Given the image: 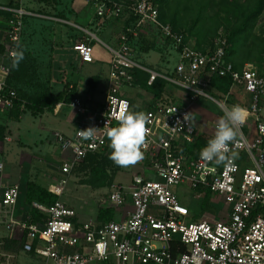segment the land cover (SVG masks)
<instances>
[{
  "label": "built area",
  "instance_id": "1",
  "mask_svg": "<svg viewBox=\"0 0 264 264\" xmlns=\"http://www.w3.org/2000/svg\"><path fill=\"white\" fill-rule=\"evenodd\" d=\"M15 1V6H0L11 14L0 30V107L7 110L19 99L9 83L10 53L23 43L26 19L43 16L26 8L24 0ZM88 1L100 18L116 19L129 12L136 20L120 32L116 46L107 44L112 57L106 100L95 104L89 96L75 97L71 102L78 116L74 133H54L63 153L61 176L48 189L58 199L49 206L33 202L45 219L32 222L29 212L20 216V185L5 184L0 178V223L8 226V238L21 242L23 252L55 264H264V67L247 64L237 69L227 60L226 38H218L207 51L186 42L182 33L160 20L156 0ZM144 26L153 27L164 42L170 40L178 55L173 68L159 71L137 55L134 40ZM85 31L74 49L83 63H92L95 35ZM138 70L149 73V84L161 78L166 81L165 91L177 86L187 97L156 99L143 110L148 116L144 158L131 165V185L114 183L107 197L121 218L83 221L62 197L71 176L90 154L111 149L106 129L115 126L120 111L125 106L135 110L126 91L137 86ZM226 76L232 79V87L223 95L212 81ZM237 89L251 97L238 103L249 111L245 124L237 125L242 139L233 150L238 159L215 166L200 159L199 143L204 134H214L218 121L209 131L198 128L191 106L210 99L218 104L221 118L234 104L230 98ZM185 114L191 115V122ZM88 127L97 128L94 141L80 135ZM3 168L0 163V172ZM209 196L218 197L223 208L217 211ZM204 207L210 210L198 216L197 208ZM3 244L0 240V256Z\"/></svg>",
  "mask_w": 264,
  "mask_h": 264
},
{
  "label": "rangeland",
  "instance_id": "2",
  "mask_svg": "<svg viewBox=\"0 0 264 264\" xmlns=\"http://www.w3.org/2000/svg\"><path fill=\"white\" fill-rule=\"evenodd\" d=\"M15 2V0H0V6H15ZM88 4L91 5V2L88 0H24V6L26 8L43 15L36 19L29 18L25 22L26 27L23 42L24 44L28 43L29 46L32 45L31 48L35 50L36 53L38 50L44 52V49H47V53H49L52 50V47H57L60 43L67 44L71 43L72 40L75 42L84 39L85 30H89L95 35L94 41L96 46L95 61L82 65L80 62H77L76 72L69 70L67 73L62 66L60 67L59 73H57L58 75L53 76L51 73L52 75L50 77V70L53 71V65L50 68L47 63L48 57H46V64L44 66L36 64V77L33 80L34 84L33 86H30L29 84L26 92L30 91L32 93H37L39 92V89L41 90L46 86L53 88L51 87L52 84L53 86L56 83L59 85V75H61L63 79H73L72 76L75 78L82 76L84 78L82 84L86 90L90 91L93 87L94 78L96 76L99 75L102 79H105L108 76L111 62L110 57L112 56L110 55L111 51L107 47V44L116 46L114 40L117 39L118 35L123 30L125 23L128 21L131 25L135 20H131L132 18L129 12H125V15L119 20L100 18L94 13V10L90 8L91 6L89 7ZM45 13L59 17V20H61V18L72 20V23L74 24L72 26V24L69 23L48 21L49 18L45 16ZM0 15L2 16L0 18L2 19L1 22H3V24L0 25V29H4L7 20L11 15L9 16L4 13H0ZM95 25L100 27V29L94 27ZM256 30L257 34L264 36V13L260 17ZM155 32L147 26L143 33L134 40V49L136 50L137 55L140 56V59L144 58L147 60L145 61L142 59V61L152 64L160 70L168 71L176 65L178 55L174 52L173 48L166 45L163 40L159 39ZM0 36L3 37V32H0ZM60 37L62 39L67 38L68 41H60ZM252 41L253 39L251 42ZM240 47L241 51L245 49L241 44ZM170 51L172 52L173 57L170 56ZM251 55L255 58L257 53L253 52ZM39 61H41V59ZM65 72L66 75H64ZM65 86L66 84L64 87ZM103 86L104 84H101L99 86L100 89L94 92V95L97 98L102 97L101 88H103ZM62 87L63 85H61V88ZM173 89L174 97H187V92L180 87L174 86ZM54 91H60L59 87L56 86ZM139 91V87L135 86L131 89V94L142 96ZM210 93L216 95L213 92ZM145 97V100H152L153 98L149 97L147 94ZM246 98L248 100L251 99L250 95H246ZM147 102L148 101H146L145 106L148 105ZM23 110L24 112L22 115L17 116L12 114L11 111L0 107V125H4L7 128V133L10 134L9 139L5 140L4 152H0V161H6L5 172L10 173L12 176H17L19 179L17 184H20L21 191L24 194L28 181L32 180L33 182H38L39 184L42 183L48 186V183L56 181L59 178L60 174L58 167L62 151L58 148L53 134L58 130V127L52 126V131L46 135L43 130L45 117H43L42 114H35L27 108H23ZM191 110L193 112V119L196 125L198 124V128L206 131H209L214 121L220 119L218 117L220 113L219 106L216 102L210 99H200L197 103L191 106ZM110 153L111 149L107 151V154ZM132 170L131 166L123 167V169L117 173L115 183L131 185ZM88 178V170H82L81 167L78 168V170H76L71 176L66 191L74 204L78 207H82V210L89 214L91 213L90 209L94 211L96 208H99V205L102 202L101 200L108 197L111 187L97 190L87 183H84ZM208 199H213L217 211L223 208L224 203L220 201L218 197L209 196ZM22 208L28 210V207L24 204H22ZM206 210H210V208H197L199 213L198 216H201ZM92 213L94 214V212ZM8 236V226L6 224H0V240L5 242L2 246L0 264H55L52 260L46 261L43 258L23 252L21 242H19L17 246H11L9 249L6 241L9 240Z\"/></svg>",
  "mask_w": 264,
  "mask_h": 264
},
{
  "label": "trees",
  "instance_id": "3",
  "mask_svg": "<svg viewBox=\"0 0 264 264\" xmlns=\"http://www.w3.org/2000/svg\"><path fill=\"white\" fill-rule=\"evenodd\" d=\"M156 2L159 6L160 20L163 23L170 24L174 31L182 33L186 42H193L197 48L207 51V49L215 47L218 38H226L228 42L227 60L232 62L228 58L231 46L235 44L238 48V45L241 44L243 46L253 39L250 45V52L257 53L256 57L259 60L257 65L264 67V36L257 34L256 31L260 17L264 13V0H156ZM0 13L11 15L9 12L2 10ZM121 18H116V20ZM131 18V20H136L134 15H131ZM129 25V22H127L123 30ZM143 28L145 29V26ZM149 28L155 32L153 27L150 26ZM155 33L158 36V33ZM169 42L170 40H167L165 42L166 45L169 46ZM22 46L25 50V59L18 68H13L9 80L10 85L17 90L19 97L16 100L15 107L11 110L12 114L22 115L24 104L25 108L35 114H43L46 111L51 112L55 110L57 104L62 102L70 104L75 97L79 96L76 87H70V84H67L64 90L58 93L53 92L52 88L48 86H43L44 88L39 89L37 93L26 92L24 84L21 83L27 82L33 85L34 83L30 82V80L35 79L37 67L33 64V60L30 58L31 55L26 50L24 42ZM234 66L239 70L244 68H238L235 64ZM49 76L51 77V74ZM149 78V73L138 70L136 73V85L150 91L158 99L164 98L166 81L159 78L154 83L149 84ZM97 80L99 78L96 76L94 81L96 82ZM212 83L214 88L223 95H227L232 87V79L229 76L215 77ZM93 86L92 90L96 87L95 83H93ZM236 100L233 96L230 98V101L234 104L240 102ZM6 135L7 128L4 125H0V140L5 139ZM209 138L210 136L206 134L201 137L199 143L201 149L206 145ZM109 155L107 151L90 154L78 167L89 172V178L84 183L95 189L112 187L117 173L123 167L116 165L109 158ZM25 194L26 202L30 205L28 212L31 215L32 222L43 220L46 217L42 211L33 207L34 201L49 206L58 199V196L50 192L48 187L33 181L27 183ZM100 218L103 221L114 219L113 210L101 208ZM6 241L9 249L19 243L11 239ZM32 255L34 254L32 253Z\"/></svg>",
  "mask_w": 264,
  "mask_h": 264
},
{
  "label": "crops",
  "instance_id": "4",
  "mask_svg": "<svg viewBox=\"0 0 264 264\" xmlns=\"http://www.w3.org/2000/svg\"><path fill=\"white\" fill-rule=\"evenodd\" d=\"M88 6L90 7L91 5L90 4H88ZM90 8H92V6L90 7ZM93 9V8H92ZM0 11H1V9H0ZM3 11V10H2ZM5 11V10H4ZM45 15L46 16H48L49 15V19H48V21H53V22H57V23H69V24H72V26H73V24L74 23H72V20H66V19H63V18H61V20H59L58 18L59 17H56V16H53L52 14H47V13H45ZM2 16L0 15V18H1ZM36 18H38V17H35V19ZM55 18H57V19H55ZM53 19V20H52ZM2 21V19H0V25L1 24H3V22H1ZM65 21V22H64ZM128 22V21H127ZM127 22L125 23V24H127ZM75 26V25H74ZM94 27H97V28H99L100 29V27H98V26H94ZM258 27V26H257ZM1 29H3V28H1ZM0 29V30H1ZM257 29V28H256ZM257 31V30H256ZM60 39V41H68L67 40V38H59ZM252 40V39H251ZM251 40L249 41V43H247V44H245V45H243L244 46V50L243 51H241V48H240V45L238 46V48H237V46L235 45V44H233L231 47V49H230V51H229V54H228V58L238 67V68H243V67H245L247 64H255V65H257L258 63H259V60L257 59V57H253L252 55H251V53L252 52H250V49H251V47H250V45H251ZM115 41V43L117 42V39L116 40H114ZM76 42V41H75ZM75 42L72 40V42L71 43H60V45L59 46H57V47H52V50L49 52V53H47V49L45 50L44 49V52L43 51H37V53L35 52V50H33L32 48H31V46L32 45H28V43H25L24 45H25V48H26V50L29 52V54L31 55L30 56V58L33 60L32 62H33V64H38V65H42V66H44L45 64H46V57H48V65L50 66H52L53 65V71L52 70H50V74L52 73L53 74V76H56V75H58L57 73H59V70H60V67H62L63 66V68H64V71L66 70L67 71V73H68V71L69 70H71L72 72H76V63L77 62H80L81 63V65L82 64H85V63H83L82 62V60H81V58H80V56H79V54L76 52V50L74 49V44H75ZM94 47H95V51H96V46H95V41H94ZM170 54V53H169ZM111 55V54H110ZM174 55V54H173ZM170 56H172L171 54H170ZM173 57V56H172ZM41 59V61H39ZM110 59H111V57H110ZM141 59H143V60H145V61H147L146 59H144V58H141ZM145 61H143L144 62V64H146V65H148V66H150V67H152V68H154V69H157V70H159V71H163V70H160L159 68H157V67H154L152 64H148V63H146ZM39 67V66H38ZM58 71V72H57ZM51 74V75H52ZM64 75H66V72H65V74ZM73 77V79H71V78H62V76L61 75H59L58 76V78L60 79L59 80V82H60V84L61 83H64V84H61V85H63V87L61 88V85L59 86L57 83L56 84H54V86L56 87V86H58L59 87V90L60 91H58V92H61V91H63L64 90V85L66 84H70V87H73V86H75L76 87V89H77V91H78V95L79 96H82V97H84V98H86V97H91V98H93V102L95 103V104H101V103H103L105 100H106V95H107V90H108V85H109V73H108V76L105 78V79H102V77L101 76H97L98 78H99V80H97L96 82L94 81V83H95V89L94 90H92L93 89V87H92V89L90 90V91H88V90H86L85 89V87H84V85L82 84V80L84 79L82 76L81 77H78V78H75L74 76H72ZM33 80L34 79H32V81L30 80V82H33ZM54 81H55V79H54ZM21 84H24V88L27 90V86L30 84V83H21ZM101 84H104V86H103V88H101V95H102V97H100V98H97L95 95H94V92H96L97 90H99L100 88H99V86L101 85ZM32 84H30V86H31ZM33 86V85H32ZM53 86V84H52V86L51 87H53L52 88V90H53V92H55L54 90H55V87ZM137 87H139V93L142 95V96H138V95H136V94H131V88H129V89H127V91H126V93H127V96L132 100V102H133V107L135 108V110L136 111H143V110H145L146 108H148L149 106H151L152 104H153V101L154 100H156V99H158V98H156L150 91H147V90H145V89H143L142 87H140V86H137ZM61 88V89H60ZM29 93H31L30 91H28ZM58 92H56V93H58ZM173 92H174V89L173 88H170V89H168L167 91H165V97L164 98H162V99H164V100H166V101H172V100H178L179 98H176V97H174V95H173ZM149 95V97H153L152 98V100H145L146 99V97H145V95ZM246 96L239 90V89H237V90H234V93H233V98L234 99H237V100H242V99H244ZM146 101H148L147 103H148V105L147 106H145L146 105ZM22 108H25L24 106L22 107ZM12 110V109H11ZM11 110H9V111H11ZM45 114H46V116H45ZM50 114V115H49ZM52 114V115H51ZM49 115V116H48ZM42 116L43 117H45L44 118V125H43V130H44V133H46V135L47 134H49V132L50 131H52V126H57L58 127V130H56L55 132H63V133H65V134H73L74 133V131H75V128H76V126H77V118H78V116H77V114H76V112H75V110L71 107V103L70 104H63L61 107H60V109H56V107H55V110L54 111H51V113H50V111H46L45 113H43L42 114ZM51 116V117H50ZM54 124V125H53ZM198 125V124H197ZM54 132V133H55ZM53 133V134H54ZM9 133H7V135H6V137H5V139H3V140H0V152L1 153H3L4 152V150H5V145H4V143H5V140L6 139H9ZM50 139V138H49ZM57 144V143H56ZM57 146H58V144H57ZM58 148H59V146H58ZM60 149V148H59ZM62 157H63V153H62V155H60V162L62 161ZM57 159V158H56ZM6 161H0V163H3L4 164V168H3V170H2V172H0V178H2V181L5 183V184H17L18 183V181H19V179L17 178V176H12L10 173H8V172H5L6 171V163H5ZM60 164V163H59ZM58 171H59V168H58ZM59 174H60V172H59ZM60 176L61 175H59V178H60ZM59 178L56 180V181H52V182H50V183H48V186H46L45 184H42V183H40V185H42V186H44V187H48L49 188V186L51 185V184H53V183H56L58 180H59ZM32 181V180H31ZM29 182V181H28ZM36 183H38V182H36ZM39 184V183H38ZM20 185V184H19ZM27 189V188H26ZM26 189H25V193H26ZM101 189H103V188H101ZM97 190H99V189H97ZM22 193V192H21ZM23 194L22 195V198H21V207H20V216H23L24 214H26L28 211H29V208H30V205L26 202V197H25V195L26 194ZM66 193H67V191H66ZM65 193V194H66ZM64 194V195H65ZM64 195H63V197H62V200L66 203V204H68L69 206H72V207H74L77 211H78V213H79V216H80V218L83 220V221H85V220H89V219H92V218H96V219H98L99 221H103L101 218H100V209L101 208H105V209H111V210H113V214H114V219H119V218H121V214L119 213V210H118V208L117 207H115L114 206V204L113 203H111V202H109V201H107V197L106 198H104L103 200H101L102 202H101V204L99 205V208H96L94 211L92 210V209H90V211H91V213H86V211H84V210H82V207H78L77 205H75L74 204V202H73V200L69 197V194L67 193L66 194V196L64 197ZM22 204H24V205H26L27 207H28V210H25V208H22ZM92 212H94V214L92 213ZM0 224H3V223H0Z\"/></svg>",
  "mask_w": 264,
  "mask_h": 264
},
{
  "label": "clouds",
  "instance_id": "5",
  "mask_svg": "<svg viewBox=\"0 0 264 264\" xmlns=\"http://www.w3.org/2000/svg\"><path fill=\"white\" fill-rule=\"evenodd\" d=\"M11 66L18 68L25 59V50L21 44L10 53ZM249 111L241 104H233L218 120L214 134L207 140L206 145L200 150V159L223 166L233 163L238 159L234 146L241 142L237 125L245 124ZM115 126L106 129L111 153L109 158L120 167H128L138 163L144 158L142 149L147 147L148 129L146 127L148 116L144 111H136L125 106L115 117ZM184 119L191 122L192 117L185 114ZM95 127L80 130L84 140L96 139Z\"/></svg>",
  "mask_w": 264,
  "mask_h": 264
}]
</instances>
